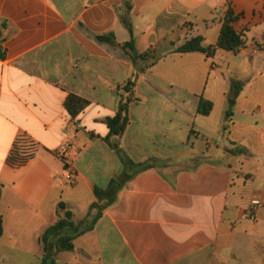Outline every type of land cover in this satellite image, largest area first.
<instances>
[{
    "label": "crops",
    "instance_id": "crops-1",
    "mask_svg": "<svg viewBox=\"0 0 264 264\" xmlns=\"http://www.w3.org/2000/svg\"><path fill=\"white\" fill-rule=\"evenodd\" d=\"M228 9L244 47L177 52L216 47ZM0 51V264H42L44 232L104 201L55 264H264V0H0ZM130 80L129 123L109 137ZM71 95L89 102L76 118ZM21 136L33 157L14 168ZM122 157L149 167L100 201Z\"/></svg>",
    "mask_w": 264,
    "mask_h": 264
},
{
    "label": "trees",
    "instance_id": "trees-1",
    "mask_svg": "<svg viewBox=\"0 0 264 264\" xmlns=\"http://www.w3.org/2000/svg\"><path fill=\"white\" fill-rule=\"evenodd\" d=\"M234 21L233 11L228 9L225 21L223 23L221 33L219 36V41L217 46L210 47H202V39L197 37L187 41L184 45L177 49L178 53H190V52H201L206 54L208 57L214 56L217 49L225 50L228 52H238L245 45L244 38L241 34L237 33L232 27V22ZM100 41L111 43V39L109 36L98 37ZM126 49H132V43H128L125 45ZM0 56L3 57V53L0 51ZM149 56V53L144 54L141 57L131 56V60L135 62L138 58H145ZM135 82L130 80L123 88L119 89L122 96V101L119 106V110L114 118L107 119L106 123L109 128V137L118 136L125 132V129L129 123V106L132 103L133 99L131 96L125 97V94H131L134 88ZM240 87L238 84H232L233 97L229 99V109L227 111V119L231 116V110L235 104V101L239 95ZM89 102L76 97L69 96L65 102L66 110L72 118H76L87 106ZM213 109L212 103L205 101L204 99H200L197 112L200 115L208 116ZM27 143L23 136L18 137L14 142L11 154L8 158V163L14 168H20L26 164V162L33 157L31 153H23L21 152L20 147ZM122 161L126 168V172L122 177L118 180H114L111 182L109 189L106 192L100 191L99 189H95L94 193L96 197L101 201L103 199H108L112 202L116 196V190L119 187H122L129 179L130 175L133 172L141 171L147 169L149 165L143 164H135L130 159L126 157H122ZM122 182V183H121ZM60 208H64L63 203L59 205ZM106 207L99 206L98 204L92 205L90 209L91 211L97 210L96 215L91 220L90 224L82 230L74 231L71 234H66L65 232L68 230H75L76 224L69 219L72 217V213L67 211L63 219H60L54 226L48 228L41 237V242L44 247V258L42 260V264H55L54 255L57 252L62 251H71L74 249L73 241L88 231L93 230L95 224L101 218V211ZM3 235V220L0 216V238ZM57 239L56 249L54 252L51 241L53 239Z\"/></svg>",
    "mask_w": 264,
    "mask_h": 264
},
{
    "label": "built area",
    "instance_id": "built-area-1",
    "mask_svg": "<svg viewBox=\"0 0 264 264\" xmlns=\"http://www.w3.org/2000/svg\"><path fill=\"white\" fill-rule=\"evenodd\" d=\"M69 147H67L64 151H63V154H65V152L68 150ZM75 180V176L72 172H68L66 174V176L64 177L63 181L66 182V183H72L74 182ZM262 206V202L257 200V199H254L250 202V205H249V218L251 220H255L256 219V216H257V210L258 208H260Z\"/></svg>",
    "mask_w": 264,
    "mask_h": 264
},
{
    "label": "rangeland",
    "instance_id": "rangeland-1",
    "mask_svg": "<svg viewBox=\"0 0 264 264\" xmlns=\"http://www.w3.org/2000/svg\"><path fill=\"white\" fill-rule=\"evenodd\" d=\"M152 53L150 52L149 55H151ZM122 183V182H121ZM107 202L104 201L100 204V206H104ZM97 210L96 211H91V215L84 217L83 219H77L74 220L72 217L69 219L70 221H73L77 226L75 230H68L65 233L66 234H71L74 231H79L82 229H85L91 222V220L94 218V215H96Z\"/></svg>",
    "mask_w": 264,
    "mask_h": 264
}]
</instances>
